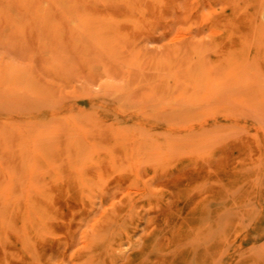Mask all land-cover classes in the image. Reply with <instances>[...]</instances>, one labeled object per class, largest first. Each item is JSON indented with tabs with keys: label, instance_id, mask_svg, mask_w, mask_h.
Returning a JSON list of instances; mask_svg holds the SVG:
<instances>
[{
	"label": "rangeland",
	"instance_id": "1",
	"mask_svg": "<svg viewBox=\"0 0 264 264\" xmlns=\"http://www.w3.org/2000/svg\"><path fill=\"white\" fill-rule=\"evenodd\" d=\"M0 264H264V0H0Z\"/></svg>",
	"mask_w": 264,
	"mask_h": 264
},
{
	"label": "bare ground",
	"instance_id": "2",
	"mask_svg": "<svg viewBox=\"0 0 264 264\" xmlns=\"http://www.w3.org/2000/svg\"><path fill=\"white\" fill-rule=\"evenodd\" d=\"M113 21H114V20H113ZM119 22L121 23V21H119ZM119 22H118V23H119ZM122 22H123V21H122ZM124 22H125V21H124ZM116 23H117V22H116ZM116 23H115V24H116ZM118 23H117V24H118ZM126 23H127V22H126ZM122 24H123V23H122ZM119 25H120V24H119ZM123 26H124V25H123ZM130 26H132V25H130ZM113 29H114V28H113ZM121 32H123V31H121ZM123 33H124V32H123Z\"/></svg>",
	"mask_w": 264,
	"mask_h": 264
}]
</instances>
